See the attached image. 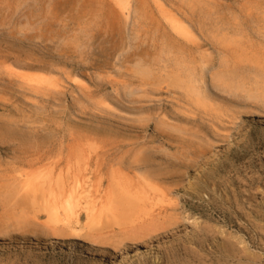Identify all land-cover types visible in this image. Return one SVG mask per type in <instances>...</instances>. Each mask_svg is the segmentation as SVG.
Masks as SVG:
<instances>
[{"label":"rangeland","instance_id":"obj_1","mask_svg":"<svg viewBox=\"0 0 264 264\" xmlns=\"http://www.w3.org/2000/svg\"><path fill=\"white\" fill-rule=\"evenodd\" d=\"M82 144L159 174L173 221L92 240L34 220L13 170ZM0 264H264V0H0Z\"/></svg>","mask_w":264,"mask_h":264},{"label":"bare ground","instance_id":"obj_2","mask_svg":"<svg viewBox=\"0 0 264 264\" xmlns=\"http://www.w3.org/2000/svg\"><path fill=\"white\" fill-rule=\"evenodd\" d=\"M115 1L121 7L128 3V0ZM30 76H27L30 81L39 80ZM193 81L188 76L186 88L189 92L194 89L196 99L202 101ZM74 148L66 151L69 153L64 154V158L58 156L48 161L46 157L38 162H26L30 166L28 170L14 169L9 177L11 191L23 202V208H28L34 220L42 216L43 225L54 233L87 236L92 240L116 232L124 238L146 234L173 221L171 206L176 200L170 195L171 188L167 190L159 185L158 182L163 181L159 174L153 170L133 175L125 173L120 166L102 162L101 155L91 161L90 151L84 146L80 151L77 149L78 152ZM21 160L20 164L25 163Z\"/></svg>","mask_w":264,"mask_h":264}]
</instances>
